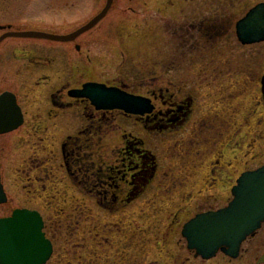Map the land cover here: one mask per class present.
<instances>
[{"label":"rangeland","instance_id":"374dc122","mask_svg":"<svg viewBox=\"0 0 264 264\" xmlns=\"http://www.w3.org/2000/svg\"><path fill=\"white\" fill-rule=\"evenodd\" d=\"M196 1L201 2L206 18L197 20L196 3L187 10L191 21L181 26L185 16L165 10L168 0H114L104 18L74 39L25 43L33 63L23 70L18 56L23 42L13 45L18 40L10 38L0 43V49L13 59L20 81L29 78L31 111L34 116L41 110L42 123L47 125L32 127L7 169L12 182L11 168L21 167L23 157L29 156L25 163L34 166L32 179L25 178L27 187L19 180L12 196L17 204L39 208L47 220L55 251L46 264H129L159 258L165 262L174 247L170 228L175 219L183 223L232 199L224 165L230 164L237 177L264 162L260 160L264 153L260 84L264 42L243 44L236 33L237 21L263 0H235L231 6L226 4L229 0ZM52 2L0 0V24L23 30L43 25L69 35L98 16L108 0ZM25 14L31 19H25ZM13 50L19 53L15 54L18 59ZM87 81L121 85L126 92L146 95L162 113L166 110L163 99L170 94L177 103L192 98V111L182 124L168 128H155L156 123L163 125L157 118L164 114L153 119L150 129L121 109L103 116L88 101L68 94ZM56 88L65 95L52 98ZM151 90L164 91L165 96L153 99ZM129 133L142 140L137 143L142 150L126 156L124 164H134L142 156L149 174L131 178L135 182L129 184L127 176L126 182L118 179L123 169L119 167L101 185L92 169L98 168L99 173V168L108 171L120 166L118 159L125 156L123 141L132 140L125 136ZM63 142L75 163L70 162L71 171ZM4 159L12 158L0 153V160ZM152 164H156L153 175ZM181 228H176V234Z\"/></svg>","mask_w":264,"mask_h":264},{"label":"water","instance_id":"95a60500","mask_svg":"<svg viewBox=\"0 0 264 264\" xmlns=\"http://www.w3.org/2000/svg\"><path fill=\"white\" fill-rule=\"evenodd\" d=\"M106 8L86 26L69 35L45 32H12L7 36H37L55 40L74 39L78 34L95 26L107 13ZM237 34L244 44L264 41V2L253 7L237 23ZM79 97L90 98L97 107H124L132 112L150 111V100L125 94L105 84L89 82L82 89L71 91ZM3 98V97H1ZM0 98V99H1ZM233 199L218 210L197 214L184 227L189 247L205 258L220 249L236 256L243 241L254 234L264 222V165L249 170L239 177L232 189ZM6 200L0 182V203ZM43 217L37 210L17 209L9 217L0 219V264H44L51 257L53 244L43 231Z\"/></svg>","mask_w":264,"mask_h":264},{"label":"flooded vegetation","instance_id":"af4514ba","mask_svg":"<svg viewBox=\"0 0 264 264\" xmlns=\"http://www.w3.org/2000/svg\"><path fill=\"white\" fill-rule=\"evenodd\" d=\"M62 0H54L53 3L55 4H59ZM68 1V0H67ZM114 1V0H113ZM189 1V2H188ZM196 3H198V7L200 9V12L197 13L195 12V16L199 15L197 17V20H201L204 18H206V13L202 12L201 10V2L196 1V0H168L167 5H165V10H170V11H177L179 13H182L183 16H185V20L182 21L180 20V24L181 26L186 25L188 22H190L191 20L189 19L191 12H187L188 9H192V7H190L191 5H195ZM113 5V4H112ZM188 10V11H190ZM186 11V12H185ZM189 15V16H188ZM25 19L30 20L31 19V15L30 14H25ZM192 16V17H195ZM167 17V16H166ZM191 17V18H192ZM53 18H51L52 20ZM196 19V18H195ZM30 23V22H29ZM30 25V24H29ZM32 26V25H31ZM191 26V24H190ZM33 27V26H32ZM34 29H39V30H44V31H48V32H55V30L51 27H46L43 25H39V26H34ZM180 30H182L181 28H179ZM21 31L23 29H19V28H13V24H7L5 25L4 28H0V31L2 32L0 35H2L3 33L7 32V31ZM10 38H15L18 40V42H11V44L14 45V43H21L23 42V49L19 50L20 55L19 59L23 61V66H22V70L25 68H30L33 60L31 58V52L28 49V46L25 45V43L29 44L31 38H26V37H8L6 39H4L3 41L10 39ZM24 40V41H21ZM27 40V41H26ZM3 41L1 43H3ZM1 45V44H0ZM13 49H17V47L13 46ZM5 49H0V97L4 96V98L2 100H0V130H7L6 132H2L0 133V153H4L7 156H10L12 159H6L7 161L4 160H0V182L3 186V189L5 191V194L7 196V200L4 203L0 204V209L3 210V214H0V218L2 217H7L9 215H11L13 213V211L17 208H29V209H38L40 211L39 208H34L32 207L29 203H25V204H17L15 203V197L12 196L14 193L12 191L13 186L16 185V183L20 180L21 184L26 186L28 185L27 180H31L32 179V175H31V171L33 169L34 166L29 167V164H26L25 162H27L29 160V156H25L23 157V161L24 164L21 167H17V170L11 168L13 172L10 171V174L12 173V175H14V180L12 182H8L9 181V176H8V172L7 169L9 167V165L14 163V158H15V151L18 149H20L21 147H24V145L26 144L27 140V135L31 134V129L32 127L35 128H45L47 127V125H43V121H42V113L41 110L38 111L37 114H35L33 116V112L31 111L30 108V103H31V82L29 80V78L25 77L23 79H26V81H20V78L15 74L17 72L16 67L14 66V61L13 59H10L7 57V55L5 54ZM17 50H13V57L15 59V57L18 59V56H15ZM17 52V54H19ZM19 66V65H17ZM21 68H19L20 70ZM45 78V77H41ZM20 83H22L20 85ZM40 83V82H39ZM260 84H261V89H262V96L264 97V74L263 76L260 78ZM163 91V90H160ZM63 97V95H65L64 91L62 90H58V88L55 89V91L51 92V97L55 98L57 96L59 97ZM149 95H152L153 99H157L159 95H161V97L165 96V92H159L158 90H151L149 92ZM173 97L172 94H170V96L167 99L163 100V103L166 106V110L164 113L161 112V108L156 104V110L150 114V115H146L145 117H141V116H137L136 119L140 122H148L152 123L154 122L153 119L158 116V115H163L164 117H158L157 119L162 120L164 123L163 125L159 126L158 123H156V126L160 127V128H168L170 127H177L180 124H182L184 121H186L189 117V114L191 113V105H192V98H190V102L189 101H183L180 103H177L176 101H174L175 99H171ZM77 100H81V101H88V99L85 98H81V99H77ZM186 103V105H185ZM169 106V107H168ZM169 109H168V108ZM168 109V110H167ZM103 112V111H102ZM162 113V114H159ZM176 112H182L181 114L177 115L174 114ZM104 116L106 115V112L102 113ZM53 116V115H52ZM172 116V117H170ZM264 119V116H263ZM145 120V122H144ZM18 125L17 127L8 130L9 127H12L14 125ZM145 126H147V124L145 123ZM87 131L89 132V130L87 129ZM125 136H131L134 137V135L132 133H129L128 135ZM136 137V136H135ZM125 146L123 149V154H125L124 157H122L121 159V165H115L110 167V169H108V171H106V168H99V173H98V168H93L92 172L93 175L99 178V183L101 185H105L107 184L106 180H105V176L110 178L112 177V174L115 173L116 169L119 167H123V169L121 171H119L120 173L122 172V177L118 178L121 180H124V182H126L128 177L129 181L128 183L131 184L134 183L135 181L131 180V178H136L137 176H139V174H141L143 172V166H142V156H139V159L136 158V161L134 162V164H132V166L128 165V164H124L126 156L127 155H132L133 152H131L129 150V148H133V146H136L138 153H140L142 150L141 145H137V143L142 142V140H125L123 141ZM135 144V145H134ZM67 143L62 144L63 147V151L66 150V146ZM121 153V154H122ZM264 159V153L261 154V158L260 160ZM11 160V161H9ZM144 161V160H143ZM219 161V160H218ZM257 161V160H255ZM5 164V165H4ZM264 164V162H263ZM224 165V164H223ZM227 165H230L227 163ZM224 165L225 169H228V181L226 179V186L229 188L230 192L232 189V186L236 183L237 177L239 176H235V173L233 174L231 172V170L229 169L230 167ZM96 165H94L95 167ZM15 168V167H14ZM153 170L156 169V164L153 165ZM252 168H246L245 170H249V169H253ZM142 169V170H140ZM119 170V169H117ZM244 170V171H245ZM118 172V173H119ZM243 172V171H242ZM17 175V176H16ZM92 175V174H91ZM153 175V173H152ZM117 177V176H116ZM25 178L27 179L25 181ZM24 181L26 183H24ZM31 183V182H29ZM109 185H112L109 183ZM121 185V183L117 184V188ZM140 186L136 187L139 188ZM26 190V189H25ZM28 192H31L30 190H28ZM138 192H135V194H137ZM134 194V195H135ZM130 199V198H129ZM126 200H128V198H126ZM30 201V200H29ZM220 207H216V208H209L206 210H212V209H218ZM11 210V211H10ZM206 210H202V211H206ZM46 224H47V220ZM186 222V221H185ZM185 222L182 223V220H176L174 221L175 225L172 227V229L170 228V231L173 232V237H174V247L172 248L171 251H169L166 256V261L163 262V258L162 259H154L153 261H145L144 259L141 260H137L136 263L135 261H129V264H264V223L262 224V226L255 232V234L249 236L241 245V248L238 252V254L236 256H231L229 254H227L224 251H220L218 252L214 257L211 258H204L201 255H199L194 249H191L188 247V242L187 239L183 236L182 234V230H183V226L185 224ZM180 225H182V228L180 229V233L176 234V228L178 229L180 227ZM45 231L47 233V235L49 236V232L46 229L45 226ZM177 235V236H175ZM50 237V236H49ZM51 238V237H50ZM54 242V239L51 238ZM134 260V259H133Z\"/></svg>","mask_w":264,"mask_h":264}]
</instances>
